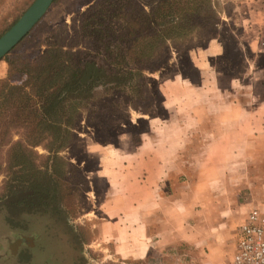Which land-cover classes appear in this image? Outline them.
<instances>
[{
    "label": "crops",
    "instance_id": "0c3cea01",
    "mask_svg": "<svg viewBox=\"0 0 264 264\" xmlns=\"http://www.w3.org/2000/svg\"><path fill=\"white\" fill-rule=\"evenodd\" d=\"M218 1L223 25L242 30L236 36L238 47L264 53V0ZM225 53L220 36L213 37L205 48L190 53L201 78L198 85L181 73L160 81L167 115L138 116L147 119L148 128L139 132L137 142L128 131L117 144L86 142L85 151L99 159L97 178L107 183L95 193L100 199L95 219L88 218L95 236L91 242L102 250L104 261L232 260L235 247L228 258L224 249L236 220L234 210L227 208L230 198L251 189V182L254 192L259 191L250 176L252 167L264 165V99L259 107L248 108L239 99L230 100L228 89L223 92L212 60ZM255 81L254 90L256 85L264 89V81ZM204 88L208 102L200 97ZM260 96L252 92L247 101L254 103ZM203 134L208 139L198 146L196 137Z\"/></svg>",
    "mask_w": 264,
    "mask_h": 264
},
{
    "label": "trees",
    "instance_id": "16d2710c",
    "mask_svg": "<svg viewBox=\"0 0 264 264\" xmlns=\"http://www.w3.org/2000/svg\"><path fill=\"white\" fill-rule=\"evenodd\" d=\"M93 1L71 25L48 29L41 41L33 30L2 60L8 75L0 78V155L7 149L11 176L5 196L27 193L19 200L22 206L32 208L34 199L51 196L53 178L68 175L70 163L61 153L80 142L82 104L86 107L99 88L117 89L104 97L108 104L124 110L141 106L148 100L140 91L145 73L164 50L208 38L200 45L205 48L222 26L218 0ZM12 73L22 80L13 81ZM113 96L120 102L113 103ZM38 146L48 153L42 164Z\"/></svg>",
    "mask_w": 264,
    "mask_h": 264
},
{
    "label": "rangeland",
    "instance_id": "374dc122",
    "mask_svg": "<svg viewBox=\"0 0 264 264\" xmlns=\"http://www.w3.org/2000/svg\"><path fill=\"white\" fill-rule=\"evenodd\" d=\"M34 1L0 0V36L12 27V24ZM93 3V0H56L33 28L34 38L41 41L46 38L48 29L60 26L65 22L71 25L73 18L85 12ZM70 4L72 5L70 6ZM220 8L222 10V5ZM69 9H73L74 13ZM241 31V28L235 25H223L222 23L218 34H215L214 37L220 36L226 46V53L222 57L214 58L212 66L223 81V92L228 89L225 93L230 100L239 99L240 102H245L241 105L256 108L259 107V101L264 99V89L256 85L254 90L252 82L255 80L256 83L264 81V53L253 54L242 46L238 47L236 36ZM207 41L208 38H203L193 41L188 47L176 49L171 46L164 50L156 66L148 69L145 73L146 85L140 91L142 94L148 95V100L141 106L129 107L124 110L123 107H117L116 104H108L104 101V97L114 94V90H117L112 89L111 86L99 88L95 98L86 107L82 104L84 108H81L80 123L76 129L80 142L74 148L61 153V156L67 158L70 163L69 173L65 177H54L55 191L46 198L34 199L32 208L19 204V200L27 193L5 196V186L11 176L7 171V149L1 152L0 264L115 263L104 261L106 258H104L102 250L91 242L95 240V236L88 218L95 219L93 212H97L100 201L97 198L99 195H95V193L105 190L107 183L105 180L97 178L99 159L85 151V144L92 140L101 144H117L119 135L124 131L135 134L137 142L139 132L148 128L145 117L167 115L162 104L163 95L159 90L160 81L171 79L181 73L191 79L194 84H199L201 78L191 62L190 53L193 50L201 49L200 45L206 44ZM30 42L31 40L22 44L20 49L22 50ZM7 75V64L1 61L0 78ZM11 76L15 79L13 81L18 82L23 78L22 75L15 73H12ZM252 92L261 95L254 103L247 101ZM116 94L120 95L119 90L116 91ZM200 97L204 102H208L207 88H204V92L200 91ZM116 98L113 96V99L116 100L113 103L120 102ZM247 102L251 104L247 105ZM138 116L145 117L139 119ZM12 138L17 140L18 136L12 135ZM196 139V144L199 146L208 139V134L197 136ZM35 150L42 156L40 158L42 164L48 153L42 146H38ZM251 170L253 173L250 179L258 181L259 185H256L259 186V191L254 192L255 186L251 182V189L230 198V207L227 209L234 210L233 218L236 222L231 226V233L224 249L227 258L229 254L233 253L239 227L249 211L254 207H264V165L262 168L252 167ZM29 209L36 210V213L25 212ZM89 241L90 244L86 245Z\"/></svg>",
    "mask_w": 264,
    "mask_h": 264
},
{
    "label": "built area",
    "instance_id": "2783aa9c",
    "mask_svg": "<svg viewBox=\"0 0 264 264\" xmlns=\"http://www.w3.org/2000/svg\"><path fill=\"white\" fill-rule=\"evenodd\" d=\"M229 264H264V211L253 208L240 225Z\"/></svg>",
    "mask_w": 264,
    "mask_h": 264
},
{
    "label": "water",
    "instance_id": "95a60500",
    "mask_svg": "<svg viewBox=\"0 0 264 264\" xmlns=\"http://www.w3.org/2000/svg\"><path fill=\"white\" fill-rule=\"evenodd\" d=\"M56 0H35L0 37V62L33 30Z\"/></svg>",
    "mask_w": 264,
    "mask_h": 264
}]
</instances>
